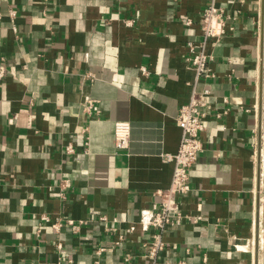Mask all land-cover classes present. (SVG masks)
<instances>
[{
  "label": "crops",
  "instance_id": "1",
  "mask_svg": "<svg viewBox=\"0 0 264 264\" xmlns=\"http://www.w3.org/2000/svg\"><path fill=\"white\" fill-rule=\"evenodd\" d=\"M210 1L0 0V61L9 69L0 87V264H149L140 227L129 225L170 186L174 165L165 155L179 149L176 117L194 84L210 94L183 209L204 220L170 229L159 260L263 264L256 235L264 212V0H217L235 20L210 47L216 76L197 80L187 42L201 41ZM132 17L134 26L125 25ZM87 99L98 114L86 112ZM119 121L131 124L124 151L115 147ZM70 142L80 153H64ZM102 212L119 218L127 241L115 246L99 221L79 237L52 227ZM100 245L107 251L98 257Z\"/></svg>",
  "mask_w": 264,
  "mask_h": 264
},
{
  "label": "built area",
  "instance_id": "2",
  "mask_svg": "<svg viewBox=\"0 0 264 264\" xmlns=\"http://www.w3.org/2000/svg\"><path fill=\"white\" fill-rule=\"evenodd\" d=\"M121 2V0H118ZM16 16V10H10V17ZM3 20V15L0 13V23ZM136 17L124 19L127 26H134ZM235 20V17L227 15L226 9L220 5L217 0H211L203 9L199 21L201 32V41L187 42V62L193 67L196 72L197 80L209 77H215L211 63L214 60V55L211 52V45L220 43L227 34L228 22ZM190 18L185 19L187 26L192 25ZM14 32L17 29L14 27ZM8 65L3 58L0 61V87L8 77ZM143 75H149L146 67H141ZM210 94L209 89L198 90L197 84L193 85L192 94L189 101L183 104L177 114L176 120L181 129V140L179 149L175 154H166V161L173 163L174 171L170 186L166 189L157 191L155 196L156 201L153 202L149 209L142 211L137 224L129 225V231L133 232L136 227H140L144 237L141 243L143 259L149 264H170L169 262H161L159 255L168 244L164 240L165 234L175 227H179L185 222L199 224L204 219L200 215L187 213L183 209V199L193 191L191 184V172L197 164L199 157L204 149L202 133L205 131L204 120L206 113L203 108L206 106L204 97ZM84 109L89 115L98 114L94 105V100L87 99ZM221 117V114L218 115ZM131 138V124L128 121H119L115 125V147L119 151L127 150ZM87 151V148H84ZM64 153L73 156L79 152L77 146L70 142L65 145ZM60 186V197L65 200V190L70 187L68 180H63ZM45 221H51L50 217L44 215ZM94 221H99L105 224L104 232L106 237L113 236L115 246L121 245L127 241L126 236L121 233L116 225L119 223L117 216L110 217L106 212H102L96 219H72L58 218L52 222V227L56 232H59L63 227H69L73 234L80 236L82 231ZM58 250L62 251V245L57 246ZM107 251V247L100 245L95 253L101 257ZM132 255L130 253L124 255L125 261H130ZM96 264H101L97 259ZM59 264H72V261H63L61 258ZM178 264H188L185 260H180ZM204 264H207V259H204Z\"/></svg>",
  "mask_w": 264,
  "mask_h": 264
},
{
  "label": "rangeland",
  "instance_id": "3",
  "mask_svg": "<svg viewBox=\"0 0 264 264\" xmlns=\"http://www.w3.org/2000/svg\"><path fill=\"white\" fill-rule=\"evenodd\" d=\"M263 134H264V101H263ZM262 201L260 203H262V205L264 206V193L263 196L261 197ZM261 205V206H262ZM263 235H264V212L260 217V222H259V254L260 257L263 260V264H264V246H263Z\"/></svg>",
  "mask_w": 264,
  "mask_h": 264
},
{
  "label": "water",
  "instance_id": "4",
  "mask_svg": "<svg viewBox=\"0 0 264 264\" xmlns=\"http://www.w3.org/2000/svg\"><path fill=\"white\" fill-rule=\"evenodd\" d=\"M256 259H257V262H258V260H259V234H258V232H257V235H256Z\"/></svg>",
  "mask_w": 264,
  "mask_h": 264
},
{
  "label": "bare ground",
  "instance_id": "5",
  "mask_svg": "<svg viewBox=\"0 0 264 264\" xmlns=\"http://www.w3.org/2000/svg\"><path fill=\"white\" fill-rule=\"evenodd\" d=\"M262 242L264 243V235H263V241Z\"/></svg>",
  "mask_w": 264,
  "mask_h": 264
}]
</instances>
